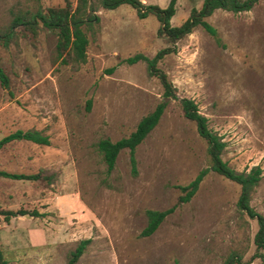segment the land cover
Segmentation results:
<instances>
[{"label":"rangeland","instance_id":"rangeland-1","mask_svg":"<svg viewBox=\"0 0 264 264\" xmlns=\"http://www.w3.org/2000/svg\"><path fill=\"white\" fill-rule=\"evenodd\" d=\"M73 5L76 0H71ZM164 7L169 0H142ZM203 0H176L172 24L181 23ZM64 0H0V28L17 15L63 5ZM98 21L83 24L86 58L63 59L57 35L38 22L36 31L16 24L11 41L0 40V137L35 127L49 144L25 139L0 149V169L54 172L45 179L0 175L1 209H36L9 221L0 213V249L9 264H66L78 240L91 241L76 264H221L232 250L250 259L257 221L237 208L240 186L210 170L195 194L177 204L146 236L147 208L173 205L187 183L208 165L206 142L186 118L178 97L193 98L225 147L222 158L237 170L258 164L262 177L251 204L264 213V0L234 12L216 8L206 19L220 42L201 25L176 41L177 50L158 65L178 97L136 146L137 172L122 149L108 170L97 150L101 137L128 135L138 120L165 99L144 61H122L135 52L149 56L170 44L159 35L152 12L139 17L128 2L105 8L94 0ZM112 68V69H110ZM247 264H264L258 257Z\"/></svg>","mask_w":264,"mask_h":264},{"label":"trees","instance_id":"trees-1","mask_svg":"<svg viewBox=\"0 0 264 264\" xmlns=\"http://www.w3.org/2000/svg\"><path fill=\"white\" fill-rule=\"evenodd\" d=\"M94 0H76L75 4L71 0H64L63 5H50L45 9L38 8L35 11H29L24 15H17L13 18L11 24L6 28H0V40L7 45L14 33V26L18 23H24L27 29L36 31L38 22L50 30L55 31L57 35L56 49L59 55H63L66 60L69 57L75 62H82L86 58V48L88 36L83 28V24H91L98 21V16L94 12ZM105 8H114L123 2L130 3L139 17H145L152 12L159 20L158 34L163 35L170 42L169 45L158 49L154 55L149 56L143 52H135L126 56L122 61L132 64L137 61L146 63L147 71L150 75H156L163 87L165 97H178L176 86L169 79L165 70L159 65V60L166 54L177 50L176 41L186 34L190 33L196 25H201L207 32L220 42V36L214 25L206 17L211 15L216 8H223L238 12L250 9L257 0H203L199 8L193 7L189 15L179 24H172L171 17L175 13L176 0H169L166 6L162 7L157 3H146L142 0H97ZM112 69V68H110ZM0 81L3 85L9 86L10 80L8 74L0 64ZM181 109L186 118L195 123L196 130L206 142V151L208 154V165L202 167L196 175L187 183L179 184L181 193L177 201L166 208L156 209L147 208V222L140 231V235L146 236L153 233L162 220L171 213L177 204L188 201L197 191L200 182L206 174L213 170L218 174L229 178L240 186L239 195L236 201L237 208L245 212L251 218L257 221V230L254 234L253 242L255 251L250 259L243 260V254L238 250L230 251L221 264H247L251 259L258 257L264 263V213L259 212L252 204V193L262 177V168L255 164L249 170H237L222 158V151L225 147V140L222 136L208 126L207 118L198 108L193 98L182 96L178 97ZM166 99L160 100L155 107L144 114L136 123L131 132L116 140L109 137H101L96 141L97 150L100 152L107 169H113L118 153L127 148L129 151V160L133 174L137 172L136 146L147 136V134L158 123L164 108ZM15 139L30 140L40 144H49L50 136L43 129L16 128L0 137V149L9 141ZM0 175L16 179H45L52 182L55 174L48 172L46 168L41 167L35 172H13L0 169ZM4 219L9 221L12 216L29 213L36 215L39 212L36 209H1ZM90 237H84L78 240L75 247L70 250L66 264H76L80 255L85 251L90 243ZM0 264H9L8 259L3 255L0 249ZM173 264H179L177 260Z\"/></svg>","mask_w":264,"mask_h":264},{"label":"water","instance_id":"water-1","mask_svg":"<svg viewBox=\"0 0 264 264\" xmlns=\"http://www.w3.org/2000/svg\"><path fill=\"white\" fill-rule=\"evenodd\" d=\"M165 99H167V97H165Z\"/></svg>","mask_w":264,"mask_h":264}]
</instances>
